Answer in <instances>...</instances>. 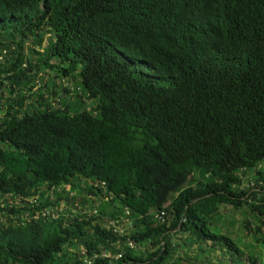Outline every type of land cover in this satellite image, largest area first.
Instances as JSON below:
<instances>
[{
	"label": "trees",
	"instance_id": "trees-1",
	"mask_svg": "<svg viewBox=\"0 0 264 264\" xmlns=\"http://www.w3.org/2000/svg\"><path fill=\"white\" fill-rule=\"evenodd\" d=\"M262 250L264 0H0V264Z\"/></svg>",
	"mask_w": 264,
	"mask_h": 264
},
{
	"label": "rangeland",
	"instance_id": "rangeland-1",
	"mask_svg": "<svg viewBox=\"0 0 264 264\" xmlns=\"http://www.w3.org/2000/svg\"><path fill=\"white\" fill-rule=\"evenodd\" d=\"M26 45H28V47H32L35 51L42 52L44 50L46 43L44 42L41 47L30 45L28 42L26 43ZM252 175H253V173L251 172L250 174H248L244 177V186H247L248 182L251 181ZM61 207H63V206H61ZM221 213H222V211H221ZM236 219L238 221H240L241 218L239 216H236ZM211 262H213V260H211ZM259 263L264 264V251L263 250L260 252V255H259Z\"/></svg>",
	"mask_w": 264,
	"mask_h": 264
},
{
	"label": "built area",
	"instance_id": "built-area-1",
	"mask_svg": "<svg viewBox=\"0 0 264 264\" xmlns=\"http://www.w3.org/2000/svg\"><path fill=\"white\" fill-rule=\"evenodd\" d=\"M92 214H95V212L93 211ZM110 225L113 226V223L110 222ZM115 232H117L120 236L123 234V230L117 225L115 226Z\"/></svg>",
	"mask_w": 264,
	"mask_h": 264
}]
</instances>
